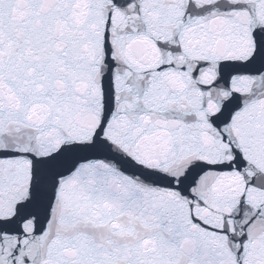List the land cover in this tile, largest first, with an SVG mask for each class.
<instances>
[{
	"label": "snow or ice",
	"instance_id": "snow-or-ice-1",
	"mask_svg": "<svg viewBox=\"0 0 264 264\" xmlns=\"http://www.w3.org/2000/svg\"><path fill=\"white\" fill-rule=\"evenodd\" d=\"M0 264H264V0H0Z\"/></svg>",
	"mask_w": 264,
	"mask_h": 264
}]
</instances>
